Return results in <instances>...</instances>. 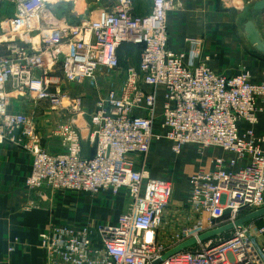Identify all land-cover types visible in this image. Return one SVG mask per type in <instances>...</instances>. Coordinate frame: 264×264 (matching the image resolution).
<instances>
[{
    "label": "built area",
    "instance_id": "1",
    "mask_svg": "<svg viewBox=\"0 0 264 264\" xmlns=\"http://www.w3.org/2000/svg\"><path fill=\"white\" fill-rule=\"evenodd\" d=\"M7 1L0 0V9ZM149 1L144 16L135 13L134 0H115L80 23L58 18L49 0H10L13 13L0 15V143L21 145L32 155L27 187L51 197H129L128 210L115 222L43 231L45 264H156L193 239L194 246L159 264H264V225H258L264 217L235 227L228 238L199 240L264 209V136L255 130L264 112V69L258 83L250 71L219 75L202 58L197 38L188 39L192 55L185 62L170 46L168 16L177 0ZM132 49L140 62L98 99L91 132L81 123L83 97L67 86L119 71L123 53ZM18 92L70 118L52 129L60 153L46 151L37 125L11 110ZM84 141L94 147L90 158L83 156ZM163 141L176 158L190 145L228 156L213 158L189 178L187 204L172 219L166 212L173 182L152 177L147 161Z\"/></svg>",
    "mask_w": 264,
    "mask_h": 264
},
{
    "label": "crops",
    "instance_id": "2",
    "mask_svg": "<svg viewBox=\"0 0 264 264\" xmlns=\"http://www.w3.org/2000/svg\"><path fill=\"white\" fill-rule=\"evenodd\" d=\"M262 2L264 0H177L174 11L168 16L171 49L185 55V62H189L192 47L188 39H201L202 58H208L207 65L215 73L232 76L250 71L253 82H260L264 69V54L258 52L248 41L244 28L246 22L253 21L264 42V7L255 9V6ZM10 14L12 12H9ZM162 105L163 90L160 91L158 99V118L162 113ZM30 106L33 105L13 106L12 103L11 110L23 114L31 111ZM50 110L52 112L49 115L45 113L43 120L36 125L42 147L49 153L57 154L62 151V144L58 137L52 135L55 125L50 120L55 119L54 115H58V112L52 108ZM242 126L246 127L245 124ZM255 130L259 136H264V112L260 115ZM84 144L85 141L83 156L92 157L94 147L89 146V150ZM160 144L147 158L150 174L154 178L170 180L167 172H162L160 176L153 175L154 168L159 169L161 165L162 152L171 150L170 143L167 142V146ZM193 151L190 146H186L181 157H185V163H193L196 166L195 172L189 175L190 171L186 170L182 160L179 164L182 182L177 179L170 180L174 189L186 180L189 192V178L192 175L201 167L209 166L213 158L228 157L220 149L209 148L206 149L209 161L198 166ZM179 158L174 157V163L167 160L164 165L174 167ZM135 160L140 162L141 158L137 156ZM32 162V155L21 145L9 141L0 143V264H45V253L40 246L39 237L43 231L54 225L87 224L95 228L100 223L117 221L119 216L128 210L129 197L126 192L117 197L100 193L71 199V196L58 194L51 197L46 190L31 191L26 185V179L32 171ZM177 169L178 166L175 170ZM173 205L175 206H169L166 219L176 218L177 209L183 207L180 203ZM13 245L15 251L10 252L9 248Z\"/></svg>",
    "mask_w": 264,
    "mask_h": 264
},
{
    "label": "rangeland",
    "instance_id": "3",
    "mask_svg": "<svg viewBox=\"0 0 264 264\" xmlns=\"http://www.w3.org/2000/svg\"><path fill=\"white\" fill-rule=\"evenodd\" d=\"M51 2V7L54 9L55 13L57 14L58 18H62L63 16H68L70 20L74 23H80L85 20H89L91 17L95 18L98 14V11L100 9L108 8L110 5L115 1V0H49ZM136 4V11L135 13L137 15H147L150 13L151 10V2L149 0H134ZM4 6L1 9V16H6L8 12L13 13L12 5L10 0H8ZM174 11V10H173ZM172 11V12H173ZM171 14V13H170ZM169 14V15H170ZM191 28H195L194 26H190ZM128 54V55H127ZM124 58L121 61V68L119 71L115 72H105L104 76L105 78H99V79H94V80H89L85 81L82 85L80 84H72L71 86H67V90L71 91L74 95L81 96L83 97V110H84V115L82 116L83 120H81L82 125H88L90 127L91 132L93 131V127L91 124V116L93 115L95 108H96V102L98 99L104 97L107 94V91L113 87H117L118 85L121 84L122 80L125 77L126 74V69L129 66L135 67L138 66L140 62V53L138 49H132L129 52H124L123 53ZM14 97L16 99L13 100V106H26L27 104L33 105L30 106L31 111L25 114L30 121H32L35 124H38L43 120V115L47 113L49 115L52 111L50 104L42 102V103H37L34 102L30 99V97L25 94L24 92H18L14 94ZM56 118L50 120L51 122L54 123V125H58L60 123L67 122L68 118L65 114H61L58 112V115H54ZM84 137H87V133L84 132L82 133ZM86 146H88L89 150L92 148V144L88 141H85ZM162 145H166V141L161 142ZM165 143V144H163ZM158 144V145H159ZM91 148H90V147ZM192 149H194L193 153L196 155L197 160H198V166L201 165V163L209 161L206 152V149L196 146V145H190ZM88 150V152H89ZM171 154V156H170ZM153 156V154L151 155ZM161 161H160V166L157 169L156 167L153 170V175L154 176H160L162 172H167L168 173V178L170 180L174 179L181 180L182 182V175L179 174V164H181V161L185 160V157H181L177 160L176 166H169L166 164L164 165L165 161L168 160V162L174 163V155L172 154L171 150L168 152H162L161 154ZM176 158V157H175ZM184 166H186V170L189 169V175H191L193 172H195L196 166L193 163H184ZM178 166V169L176 167ZM162 170V171H161ZM177 171V172H176ZM175 173V174H174ZM187 189V182H183V184H179L175 186L174 189V194L172 197V200L170 202V206H175L173 204L180 203V205L185 206L187 204L188 200V195L189 192ZM110 194V193H109ZM89 194H84V195H70L71 199L73 198H84L89 197ZM111 195V194H110ZM121 195V194H120ZM119 195V196H120ZM112 196V195H111ZM110 196V197H111ZM113 197V196H112ZM258 225H264L263 221H259ZM233 230L228 231L226 233H223L220 236L214 237L218 241L221 239L228 238ZM261 243L264 245V236L261 238Z\"/></svg>",
    "mask_w": 264,
    "mask_h": 264
},
{
    "label": "water",
    "instance_id": "4",
    "mask_svg": "<svg viewBox=\"0 0 264 264\" xmlns=\"http://www.w3.org/2000/svg\"><path fill=\"white\" fill-rule=\"evenodd\" d=\"M264 7V2L259 3L255 6L256 10L262 9ZM246 34H247V39L248 41L256 47V50L262 54H264V42L259 34L258 29L256 28L255 24L253 21H248L245 24V28H244ZM264 217V209L255 211L241 219H239L235 224H231L225 227H222L220 229L208 232L204 235H202L199 240L200 241H207L211 238L217 237L222 235L223 233H226L228 231L233 230L235 227H242L252 221L258 220L260 218ZM197 243V240L193 239V240H189L185 243H183L182 245H180L178 248L170 251L169 253H167L162 260H166L167 258H169L170 256L181 252L187 248H190L192 246H194ZM161 260V261H162ZM161 261L157 262L156 264H159Z\"/></svg>",
    "mask_w": 264,
    "mask_h": 264
}]
</instances>
